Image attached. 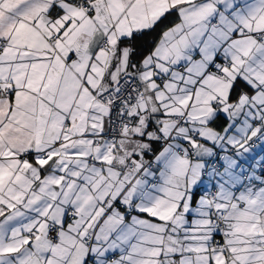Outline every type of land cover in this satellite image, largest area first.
Listing matches in <instances>:
<instances>
[{
  "label": "snow or ice",
  "instance_id": "snow-or-ice-1",
  "mask_svg": "<svg viewBox=\"0 0 264 264\" xmlns=\"http://www.w3.org/2000/svg\"><path fill=\"white\" fill-rule=\"evenodd\" d=\"M0 264H264V0H0Z\"/></svg>",
  "mask_w": 264,
  "mask_h": 264
}]
</instances>
